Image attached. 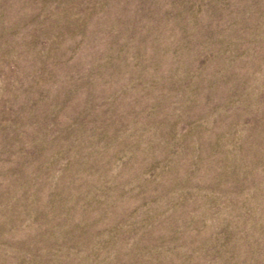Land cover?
I'll return each instance as SVG.
<instances>
[{
  "label": "rangeland",
  "instance_id": "rangeland-1",
  "mask_svg": "<svg viewBox=\"0 0 264 264\" xmlns=\"http://www.w3.org/2000/svg\"><path fill=\"white\" fill-rule=\"evenodd\" d=\"M0 264H264V0H0Z\"/></svg>",
  "mask_w": 264,
  "mask_h": 264
}]
</instances>
